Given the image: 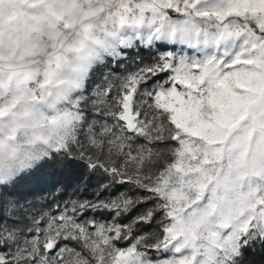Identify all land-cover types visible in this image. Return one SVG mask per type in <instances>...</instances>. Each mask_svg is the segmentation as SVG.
Masks as SVG:
<instances>
[{
    "label": "snow or ice",
    "instance_id": "1",
    "mask_svg": "<svg viewBox=\"0 0 264 264\" xmlns=\"http://www.w3.org/2000/svg\"><path fill=\"white\" fill-rule=\"evenodd\" d=\"M146 7L129 23L147 22L162 33L172 15ZM169 9L184 15L178 7ZM169 27L174 35L177 30ZM258 54L264 61V53ZM242 55L217 56L212 64L231 70ZM173 68L166 56L119 86L78 96L64 110L56 125L59 143L39 167L63 173L72 158L88 174L74 176L75 192L66 200L54 192L47 203L5 202L0 264H239L247 243L264 240V141L254 135L245 144L241 137L233 150L234 140H225L209 150L215 154L211 168L197 156L189 172L183 160L199 137L188 117L202 99L196 81L210 66L182 63L166 87L142 91L150 75ZM245 146L244 159L250 155L259 164V175L241 192L236 157ZM164 150L172 154L160 162ZM55 183L63 187V180Z\"/></svg>",
    "mask_w": 264,
    "mask_h": 264
},
{
    "label": "rangeland",
    "instance_id": "2",
    "mask_svg": "<svg viewBox=\"0 0 264 264\" xmlns=\"http://www.w3.org/2000/svg\"><path fill=\"white\" fill-rule=\"evenodd\" d=\"M103 1L107 0H73L69 9L70 23L75 25L80 22L84 32L91 33L93 28L91 18L102 7ZM155 3L156 0H123L119 4V13L109 15L106 23H111L113 26L119 24L120 29L105 39L103 47L96 54L100 58L95 60V64L108 57L114 59L121 56L122 47L131 46L134 43L145 46L154 45L157 41L172 44L171 47L160 52L161 60L170 55L171 62L174 64L168 78L173 75L175 66L182 63L207 62L210 70L196 81V87L202 99L196 111L188 117L189 125L197 129L196 135L199 137L192 142L189 155L183 160L189 172L193 171L189 166L198 162L197 156L205 158L209 162L208 167L211 168V160L215 154L209 150L218 143L223 147L225 140L230 138L234 140L233 145H230L233 150H239L241 137H244L245 144L254 135L260 141H264V61L258 54L264 53V40L260 39L261 34L252 32L251 29H241V23L235 19L231 23L225 20L228 16L243 17L248 13L264 17V4H260V0H184L185 18L179 20L173 15L160 34L155 33L154 28L147 22L142 25L129 23V17L133 15L139 17L142 12L147 11V4L155 7ZM170 6L172 5L169 0L165 7ZM187 6L195 12L189 13ZM122 18L125 19L123 25ZM198 20L202 23H198ZM258 23L260 28L264 29V18L259 19ZM169 26L177 30L174 35ZM70 50L74 51L75 47L71 46ZM237 52L243 55L237 61L239 66L232 64L231 70H226L219 64H212L217 56L223 55V58L227 59L228 54L235 55ZM229 63L231 64V61ZM157 64L121 75L119 85ZM85 71L86 68L83 66L78 71L74 69L70 74L67 87L61 89L57 96H66L72 88H76L78 96H84L83 88L79 85L86 77ZM3 78L4 75L0 72V79ZM106 80L102 87L111 84L110 78ZM205 80L208 81L206 84ZM189 83H191L190 80ZM161 86H167L163 80L158 81L155 88ZM96 91L97 88L93 89L94 93ZM143 91L149 90L143 89ZM65 109L62 108L60 111L64 112ZM247 151L245 146L241 153L244 154ZM205 152H207L206 156ZM43 155V149L36 150L37 158ZM215 159L218 166L219 157ZM245 166L247 171L240 172L238 177L237 191L241 192L245 190L244 186L249 178L259 175L258 171H254L259 164L250 155ZM15 174V169H0V184L10 181Z\"/></svg>",
    "mask_w": 264,
    "mask_h": 264
},
{
    "label": "clouds",
    "instance_id": "3",
    "mask_svg": "<svg viewBox=\"0 0 264 264\" xmlns=\"http://www.w3.org/2000/svg\"><path fill=\"white\" fill-rule=\"evenodd\" d=\"M73 0H0V169H15L16 174L3 185L10 186L20 176L34 171L58 145L56 125L60 111L78 97L76 88L66 96L57 93L67 87L71 72L86 68L88 77L103 42L120 29L105 22L109 15L119 13V0L97 18L98 26L85 33L80 26L70 23L69 9ZM171 7L182 12L184 0H170ZM169 0H156L155 7L164 15ZM264 4V0H260ZM189 13L195 10L187 9ZM264 18L248 13L243 17L228 16L257 34H264L258 20ZM202 23V21H197ZM58 35H54L57 34ZM74 46L75 50H70ZM86 79L79 87L83 88ZM43 149L44 155L36 156ZM239 168L247 171L244 154L236 157Z\"/></svg>",
    "mask_w": 264,
    "mask_h": 264
},
{
    "label": "trees",
    "instance_id": "4",
    "mask_svg": "<svg viewBox=\"0 0 264 264\" xmlns=\"http://www.w3.org/2000/svg\"><path fill=\"white\" fill-rule=\"evenodd\" d=\"M172 44L157 41L154 45H143L134 43L131 46L122 47V55L117 58H106L104 61L95 64L88 75L85 77V85L82 91L84 97H92L95 93L93 89L103 86L111 80V85L119 86L120 76L132 71L151 66L154 63H160V52L171 47ZM170 71L157 72L150 75L149 79L141 85V89H155L156 83L162 81L167 85ZM170 150H164V155H158L160 162H165L167 157L171 155ZM84 172L88 174L86 167L82 161L69 158L68 168L63 173L57 172L52 174V169L48 166L37 167L34 171L20 176L10 186L0 184V212L3 210L5 202L12 201L18 204L27 203H47L52 200V194L58 193L63 195L64 199L72 197L76 182L74 176ZM28 175V176H27ZM27 176V179H25ZM57 179L63 180V187L57 185ZM91 194V190H89ZM78 195L83 196L81 191ZM239 264H264V240L254 239L247 243L242 249L239 257Z\"/></svg>",
    "mask_w": 264,
    "mask_h": 264
},
{
    "label": "built area",
    "instance_id": "5",
    "mask_svg": "<svg viewBox=\"0 0 264 264\" xmlns=\"http://www.w3.org/2000/svg\"><path fill=\"white\" fill-rule=\"evenodd\" d=\"M122 1L123 0H119L118 6H119V4ZM112 2H113V0H107L106 2L105 1L102 2V7L98 11H96L95 14L93 15V17L91 18V21H92V24H93L92 30L98 26V24H97V18L100 17V16H102L106 12V10H108L110 8ZM186 9H190V7L187 6ZM108 24H111V23H106L105 22V27H107ZM74 26H80L83 29V31H84V28H83L82 23L79 22V23L75 24ZM240 27H241V29H243L244 28V25L241 23L240 24Z\"/></svg>",
    "mask_w": 264,
    "mask_h": 264
}]
</instances>
